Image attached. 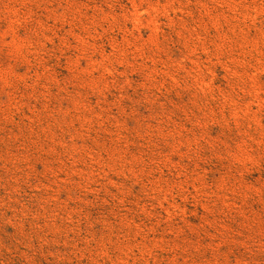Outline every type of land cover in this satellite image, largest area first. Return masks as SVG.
Here are the masks:
<instances>
[{
  "label": "rangeland",
  "instance_id": "1",
  "mask_svg": "<svg viewBox=\"0 0 264 264\" xmlns=\"http://www.w3.org/2000/svg\"><path fill=\"white\" fill-rule=\"evenodd\" d=\"M0 264H264V0H0Z\"/></svg>",
  "mask_w": 264,
  "mask_h": 264
}]
</instances>
